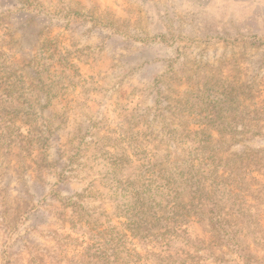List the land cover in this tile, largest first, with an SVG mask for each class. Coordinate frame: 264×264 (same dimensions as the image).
Wrapping results in <instances>:
<instances>
[{"label":"rangeland","instance_id":"rangeland-1","mask_svg":"<svg viewBox=\"0 0 264 264\" xmlns=\"http://www.w3.org/2000/svg\"><path fill=\"white\" fill-rule=\"evenodd\" d=\"M156 155L203 220L140 241ZM0 264H264V47L181 0H0Z\"/></svg>","mask_w":264,"mask_h":264},{"label":"trees","instance_id":"trees-1","mask_svg":"<svg viewBox=\"0 0 264 264\" xmlns=\"http://www.w3.org/2000/svg\"><path fill=\"white\" fill-rule=\"evenodd\" d=\"M151 159L139 185L132 184L137 188L138 208L123 217L129 236L140 241L154 240L159 233L177 236L190 215L201 222L207 195L201 170L194 171L195 165L185 158L156 155Z\"/></svg>","mask_w":264,"mask_h":264},{"label":"crops","instance_id":"crops-1","mask_svg":"<svg viewBox=\"0 0 264 264\" xmlns=\"http://www.w3.org/2000/svg\"><path fill=\"white\" fill-rule=\"evenodd\" d=\"M185 11L199 13L221 31L264 47V0H181Z\"/></svg>","mask_w":264,"mask_h":264}]
</instances>
